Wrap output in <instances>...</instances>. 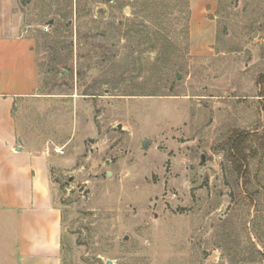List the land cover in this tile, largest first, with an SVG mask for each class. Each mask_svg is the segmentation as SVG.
Instances as JSON below:
<instances>
[{
  "label": "rangeland",
  "instance_id": "1",
  "mask_svg": "<svg viewBox=\"0 0 264 264\" xmlns=\"http://www.w3.org/2000/svg\"><path fill=\"white\" fill-rule=\"evenodd\" d=\"M18 3L40 75L25 139L64 150L59 264H264V0H217L209 58L186 0Z\"/></svg>",
  "mask_w": 264,
  "mask_h": 264
},
{
  "label": "crops",
  "instance_id": "2",
  "mask_svg": "<svg viewBox=\"0 0 264 264\" xmlns=\"http://www.w3.org/2000/svg\"><path fill=\"white\" fill-rule=\"evenodd\" d=\"M187 4L189 55L212 57L217 0ZM39 76L18 0H0V264L60 263L62 215L51 177L57 153H50L46 140L35 147L25 139L21 108L36 93Z\"/></svg>",
  "mask_w": 264,
  "mask_h": 264
},
{
  "label": "trees",
  "instance_id": "3",
  "mask_svg": "<svg viewBox=\"0 0 264 264\" xmlns=\"http://www.w3.org/2000/svg\"><path fill=\"white\" fill-rule=\"evenodd\" d=\"M187 2V0H186ZM188 6V4H187ZM188 9V8H187ZM248 133L242 131H235L230 139V154L235 156L234 165L240 169L242 161L245 159V148L248 145Z\"/></svg>",
  "mask_w": 264,
  "mask_h": 264
},
{
  "label": "water",
  "instance_id": "4",
  "mask_svg": "<svg viewBox=\"0 0 264 264\" xmlns=\"http://www.w3.org/2000/svg\"><path fill=\"white\" fill-rule=\"evenodd\" d=\"M51 22H52V20L49 21V23H51ZM176 77H177V78L180 77L179 73L176 74ZM148 142H149L148 139H146L145 142H144V144H143L144 148H146V147L148 146ZM201 159L203 160V156H201ZM125 238H126V237H125ZM106 264H111V261H107Z\"/></svg>",
  "mask_w": 264,
  "mask_h": 264
},
{
  "label": "built area",
  "instance_id": "5",
  "mask_svg": "<svg viewBox=\"0 0 264 264\" xmlns=\"http://www.w3.org/2000/svg\"><path fill=\"white\" fill-rule=\"evenodd\" d=\"M53 151L57 154H63L64 153V150H63V146H55L53 148Z\"/></svg>",
  "mask_w": 264,
  "mask_h": 264
}]
</instances>
